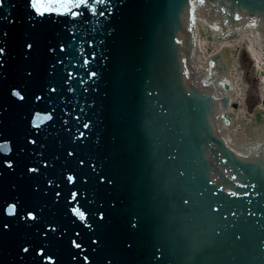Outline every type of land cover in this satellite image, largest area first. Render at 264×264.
I'll return each instance as SVG.
<instances>
[{
  "label": "snow or ice",
  "instance_id": "obj_1",
  "mask_svg": "<svg viewBox=\"0 0 264 264\" xmlns=\"http://www.w3.org/2000/svg\"><path fill=\"white\" fill-rule=\"evenodd\" d=\"M99 2H103V0H99ZM202 2V0H201ZM29 4H30V7L37 13V14H40V15H43L45 12H56L58 14H64V13H68L69 15L71 16H76L78 15L77 12L73 11V9H77V8H80L81 5H85V4H88V0H29ZM101 15H103V13H101ZM28 47L30 48L31 45H28ZM3 52V49H0V53ZM13 95L14 96H17L19 97L20 99H23L22 96H20V94L18 92H13ZM37 99H39V97H37ZM37 120L43 122V121H46V120H49L51 119L50 115H37L36 117ZM34 126H37L34 124ZM85 127H87V125H85ZM9 146L7 144V142L5 143H0V151H4V152H7L9 151ZM7 167L11 168L12 165L10 162H5ZM30 172H35L36 169H32L30 168L29 169ZM72 177L69 176L68 177V180L71 182L72 181ZM59 195V193L57 194ZM76 193L73 192L72 193V198L75 199L76 197ZM5 211L8 213V214H12L14 211H15V206L14 205H8L5 209ZM73 212L75 213V215L80 219V220H84L85 219V215L82 211L79 210V208H74L73 209ZM29 216L31 217V213H29ZM34 218V217H32ZM8 225L5 224L4 225V228H7ZM53 231H55V229H52ZM73 244L79 248L80 245L79 244H76L75 241H73ZM24 251H27V249H25Z\"/></svg>",
  "mask_w": 264,
  "mask_h": 264
}]
</instances>
